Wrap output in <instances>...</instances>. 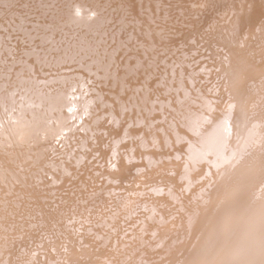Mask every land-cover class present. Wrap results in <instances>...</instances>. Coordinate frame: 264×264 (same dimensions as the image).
Here are the masks:
<instances>
[{
	"label": "bare ground",
	"instance_id": "bare-ground-1",
	"mask_svg": "<svg viewBox=\"0 0 264 264\" xmlns=\"http://www.w3.org/2000/svg\"><path fill=\"white\" fill-rule=\"evenodd\" d=\"M0 264H264V0H0Z\"/></svg>",
	"mask_w": 264,
	"mask_h": 264
}]
</instances>
